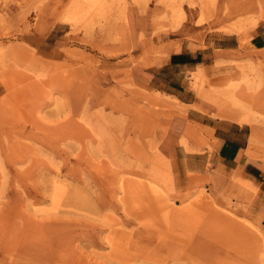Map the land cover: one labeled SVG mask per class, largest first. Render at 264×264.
Instances as JSON below:
<instances>
[{"label":"rangeland","instance_id":"1","mask_svg":"<svg viewBox=\"0 0 264 264\" xmlns=\"http://www.w3.org/2000/svg\"><path fill=\"white\" fill-rule=\"evenodd\" d=\"M263 6L0 0V264H264V176L220 162L169 95L219 117L232 94L252 106L264 168V52L247 50ZM218 31L241 41L225 73L132 78Z\"/></svg>","mask_w":264,"mask_h":264},{"label":"crops","instance_id":"2","mask_svg":"<svg viewBox=\"0 0 264 264\" xmlns=\"http://www.w3.org/2000/svg\"><path fill=\"white\" fill-rule=\"evenodd\" d=\"M218 34V38L207 39L203 43L183 41L180 44L169 45L171 48L168 59L159 60L149 57L145 62L131 67V76L135 80L153 83L157 80V74L173 69H178L180 73H225L221 65L240 57L241 41L235 33L218 31ZM248 40L247 50L264 52V17L252 28ZM169 95L181 106L187 107V111L184 110L186 113L184 117L192 115L196 117L191 121L200 125L206 144L214 147V154L220 162L240 171L251 180L256 181L264 176V168L252 160L255 132L248 123H240L228 116L219 117L212 108L208 112H203L199 109L196 99L182 98L178 92ZM203 143L202 140L199 143L191 142V145L196 148L203 146ZM202 150L208 152L205 147ZM185 152L193 154V152Z\"/></svg>","mask_w":264,"mask_h":264},{"label":"bare ground","instance_id":"3","mask_svg":"<svg viewBox=\"0 0 264 264\" xmlns=\"http://www.w3.org/2000/svg\"><path fill=\"white\" fill-rule=\"evenodd\" d=\"M94 3H95V1H94ZM89 4V3H88ZM92 4H93V2H92ZM91 5V4H90ZM94 5V4H93ZM89 9H91V8H89ZM201 75H200V79L203 81V80H205V75H204V73H200ZM203 86H205L204 84H203ZM227 89V88H226ZM234 89V88H233ZM209 90V89H208ZM234 90H236V88L234 89ZM233 90V91H234ZM229 91V90H228ZM235 93V92H234ZM222 95H224V94H222ZM229 96V95H228ZM217 98V97H216ZM238 98L236 97V95L235 94H232V95H230V100L232 101V103H233V105L236 107V109H237V111L235 112L234 110H233V108H232V110H231V114L230 115H228V117L229 118H231V119H234V120H237V121H239L240 123H252V122H254V121H256V116H255V112H253V109L252 108H250V107H252V106H250V107H248V106H246L244 103H242L241 101H238L237 100ZM215 100V99H214ZM219 100H221V99H219ZM218 102V101H217ZM219 103V102H218ZM218 103H217V105H218ZM221 103H223V102H221ZM227 104V103H226ZM218 108V107H217ZM229 120V119H228ZM235 122V121H234ZM257 122V121H256Z\"/></svg>","mask_w":264,"mask_h":264},{"label":"trees","instance_id":"4","mask_svg":"<svg viewBox=\"0 0 264 264\" xmlns=\"http://www.w3.org/2000/svg\"><path fill=\"white\" fill-rule=\"evenodd\" d=\"M174 60H175V58H174Z\"/></svg>","mask_w":264,"mask_h":264}]
</instances>
